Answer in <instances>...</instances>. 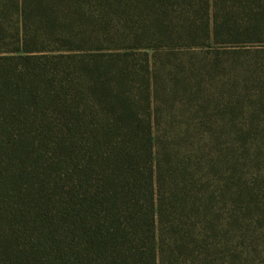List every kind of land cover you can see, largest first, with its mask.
Returning a JSON list of instances; mask_svg holds the SVG:
<instances>
[{
  "label": "trees",
  "instance_id": "16d2710c",
  "mask_svg": "<svg viewBox=\"0 0 264 264\" xmlns=\"http://www.w3.org/2000/svg\"><path fill=\"white\" fill-rule=\"evenodd\" d=\"M0 264H264V0H0Z\"/></svg>",
  "mask_w": 264,
  "mask_h": 264
},
{
  "label": "rangeland",
  "instance_id": "374dc122",
  "mask_svg": "<svg viewBox=\"0 0 264 264\" xmlns=\"http://www.w3.org/2000/svg\"><path fill=\"white\" fill-rule=\"evenodd\" d=\"M179 120H181V119L177 118L176 121H179ZM184 122H185L186 124H189V122H188L187 120H184ZM184 127H185V126H182V130H184ZM193 130H194V129L192 128L191 131L193 132ZM181 137H182V136H181ZM197 137H198V136L194 137L193 139H195V138L197 139Z\"/></svg>",
  "mask_w": 264,
  "mask_h": 264
}]
</instances>
